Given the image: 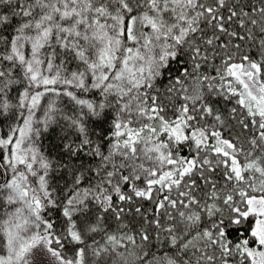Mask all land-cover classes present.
<instances>
[{
    "label": "snow or ice",
    "instance_id": "snow-or-ice-1",
    "mask_svg": "<svg viewBox=\"0 0 264 264\" xmlns=\"http://www.w3.org/2000/svg\"><path fill=\"white\" fill-rule=\"evenodd\" d=\"M0 264H264V0H0Z\"/></svg>",
    "mask_w": 264,
    "mask_h": 264
}]
</instances>
